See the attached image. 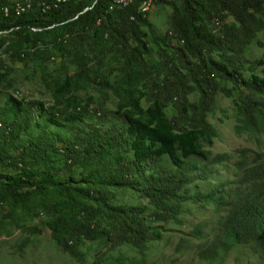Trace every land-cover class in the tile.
<instances>
[{"label": "trees", "instance_id": "obj_1", "mask_svg": "<svg viewBox=\"0 0 264 264\" xmlns=\"http://www.w3.org/2000/svg\"><path fill=\"white\" fill-rule=\"evenodd\" d=\"M54 1L0 0V7H9L8 15L0 12V35L18 39L9 54L23 61L32 54L26 49H33L32 57L46 60L41 49L48 45L61 50L71 39L91 36L101 44L113 37L124 50L125 63L115 86L105 85L119 101L113 119L106 122L105 115L82 106L77 97H67L95 83L91 59L82 54L75 55L76 75L66 78L56 91L66 102L64 108L7 97L0 105V164L10 172L0 174V202L27 203L32 193L42 200L54 193L62 196L69 211L53 217L49 227L73 257L71 241L95 238L98 216L105 223L98 234L110 246L127 244L144 255L149 242L160 238L150 218H172L188 200L211 204L223 216L198 257L206 264H219L239 248L264 264V152L238 151L227 191L191 196L185 190L195 180H208L210 167L230 159L227 154L211 156L204 149L216 137L206 122L218 92L215 76L231 84L230 90L220 91L227 96L233 91L238 97L235 132L264 131V74H256L257 68L264 71V55L252 62L244 58L246 46L264 30V0H153L151 6L161 3L172 8L165 38L142 32L141 28H148V12L138 9V2L115 9L110 7L114 0H70L52 7ZM19 4L29 7L17 12L14 6ZM48 4L50 8L44 7ZM144 38L159 47L158 56L167 70L161 79L152 75L146 62ZM170 39L183 43L178 56L189 54L198 60L195 70L187 72L190 86L179 78L173 81L175 73L162 47ZM214 50L220 54L217 61L206 58ZM194 91L199 99L190 103L188 95ZM174 98L177 115L169 118L166 109ZM111 188L132 190L147 199L150 216L145 207L111 204ZM88 202L98 208L86 206ZM50 210L45 206L46 213L57 214ZM25 232L40 233L34 227ZM64 235L70 236V242ZM27 243L25 239L23 245Z\"/></svg>", "mask_w": 264, "mask_h": 264}, {"label": "rangeland", "instance_id": "obj_2", "mask_svg": "<svg viewBox=\"0 0 264 264\" xmlns=\"http://www.w3.org/2000/svg\"><path fill=\"white\" fill-rule=\"evenodd\" d=\"M148 8V28H141L142 32L148 37L153 35L165 38L168 34L172 8L161 3H153ZM226 22L231 23V19H227ZM0 37L4 42L0 47V105L7 97L12 96L18 100L39 101L47 107L64 108L66 102L57 95L56 91L66 78L76 75L79 68L76 66L75 55L82 54L91 59L89 67L92 72L91 79H94L95 83H88L83 89L67 97L70 95L77 97L82 106L105 115L106 122L113 119L119 99L105 83L115 86L114 83L119 78V72L125 63L124 50L118 46L113 37L101 44H95L91 36L83 40L75 38L64 43L61 50L48 45L41 49L47 57L46 60L44 57H32L33 49L25 48L32 54L23 61L9 54V47L18 44V39L8 33ZM144 41L148 44L146 62L152 67V75L156 79H161L167 70L158 56L159 47L149 38H144ZM166 45L162 47L170 61V69L175 73L173 81L179 78L187 81L186 84L190 86L187 72L190 69L195 70L198 60L189 54L178 56L179 50L182 51L183 47L180 41L170 39L166 41ZM219 55V52L214 50L206 58L217 61ZM263 55L264 30L258 32L246 46L244 58L252 62ZM248 74L245 72V76ZM256 74L262 76L264 71L262 68H257ZM213 80L218 92L213 98L210 112L206 115V122L215 129L216 137L212 144L205 145L204 149L211 156L227 154L230 159L226 163L210 167L208 180H195L189 184L185 188L186 195L205 194L212 190L227 191V185L233 179V165L237 160L238 151L246 149L251 153L264 152V131L241 135L235 132L238 97L233 91L230 96L220 91L222 87L230 90L231 84L220 82L217 76ZM198 99L199 95L196 91L188 95L190 103H196ZM142 105L147 106L144 102ZM177 109L178 101L174 98L166 109V115L169 118L174 117L177 115ZM49 131L56 133L54 128H49ZM9 172L10 168L7 165L0 164L1 175ZM110 193L111 204L123 207H145L146 213L150 216L152 211L148 200L134 191L111 188ZM45 206H51L52 211H57V214L53 216L46 213ZM86 206L92 209L98 208L91 202L86 203ZM68 211L62 196L55 193L50 194L45 200L32 193L27 203L13 204L9 200L0 202V264H92L96 260H100L101 264H206L198 257V251L204 241L216 233L218 220L223 216V213L211 204L203 205L188 200L181 204L180 212L172 218H166L165 221H155L150 218V225L159 231L160 238L149 242L148 250L144 255L127 244L110 246L99 235L105 223L98 216L95 238L71 241L76 255L73 257L63 250L49 227L51 224L49 221L53 217ZM28 227H34L40 233L28 235L25 232V228ZM64 237L65 241L70 242V236L64 235ZM25 239H28V243L23 245ZM219 264H263V262L246 249L234 248Z\"/></svg>", "mask_w": 264, "mask_h": 264}, {"label": "built area", "instance_id": "obj_3", "mask_svg": "<svg viewBox=\"0 0 264 264\" xmlns=\"http://www.w3.org/2000/svg\"><path fill=\"white\" fill-rule=\"evenodd\" d=\"M70 0H55L54 2H52V7H57L59 4L61 3H65L68 2ZM135 2H138V9L142 8V5L144 3H146V0H115L113 2V4L110 5V7L112 6H121L122 9L129 7L130 5H133ZM15 10L17 12H23L25 10V8L29 7V4H19V6H14ZM44 7L46 8H50V4L48 5H44ZM0 12L6 16L9 13V7H0Z\"/></svg>", "mask_w": 264, "mask_h": 264}, {"label": "bare ground", "instance_id": "obj_4", "mask_svg": "<svg viewBox=\"0 0 264 264\" xmlns=\"http://www.w3.org/2000/svg\"><path fill=\"white\" fill-rule=\"evenodd\" d=\"M115 1V0H114ZM113 1V2H114ZM153 0H146V3H144L143 5H142V11H147L149 8L148 7H151V2H152ZM17 6H19V5H17ZM112 8H121V6H112Z\"/></svg>", "mask_w": 264, "mask_h": 264}]
</instances>
